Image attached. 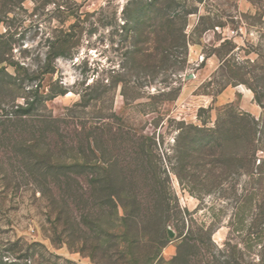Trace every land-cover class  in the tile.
<instances>
[{"label":"rangeland","instance_id":"1","mask_svg":"<svg viewBox=\"0 0 264 264\" xmlns=\"http://www.w3.org/2000/svg\"><path fill=\"white\" fill-rule=\"evenodd\" d=\"M127 1L0 0V264H94L63 224L54 234L49 191L41 184L47 173L32 167L24 140L15 141L23 133L44 142L53 118L70 123H61L63 144L74 127L80 136L90 129L105 159L144 162L169 202L165 226L174 235L161 249L163 260L173 258L190 232L201 241V253L220 264H264V218L257 216L264 173L241 172L248 143L239 150L234 141L226 144V155L237 160L214 170L222 180L212 184L208 148L198 149L204 137L192 134L196 146L179 137L189 136V127L235 136L255 119L264 149V71L257 63H264V0H173L161 11L154 6L141 17L156 16L157 23L162 13L179 12L187 16L185 36L175 31L171 40L155 44L148 34L152 23H146L140 36L146 41L136 47L124 23L138 9L133 3L144 6L146 0L131 1L125 12ZM143 48L165 49L167 58L150 65ZM37 85L29 122L7 121L14 104H23V91ZM36 118L46 122L39 125ZM187 146L189 156L179 154ZM245 157V167H252Z\"/></svg>","mask_w":264,"mask_h":264},{"label":"trees","instance_id":"2","mask_svg":"<svg viewBox=\"0 0 264 264\" xmlns=\"http://www.w3.org/2000/svg\"><path fill=\"white\" fill-rule=\"evenodd\" d=\"M131 1L134 0L127 1L123 11H128V5L130 3L132 5ZM169 2L174 1L146 0L144 6L141 2L133 3L138 9L129 12L124 25H127L133 34L135 47L137 43L146 41L140 39L146 28L150 27V25L147 27L146 23H152L148 34L152 33L150 40L155 44H160L167 38L171 40L177 31L182 37L185 36L187 16L183 17L179 12L162 13L157 23L153 20L156 16L152 18L149 14L141 17L144 10L152 12L153 8L161 5L159 10L161 11L162 5L164 7V4ZM177 22H180V26L176 28ZM196 29L198 26L194 30ZM166 54L165 49L155 53L147 48L141 51L142 59L150 65H156L159 60L167 58ZM218 57L220 58L219 55ZM257 63L259 69L264 71V63L260 64L258 61ZM37 87L38 85L28 92L23 91L25 94L23 104H14L16 109L14 117L7 118V121L24 125L29 122L27 113L38 93ZM255 97L258 100L256 91ZM36 122L41 125L46 121L36 118ZM62 122L70 124L61 118L49 121L50 126L45 128L47 138L44 142H39L34 135L25 136L23 133L18 134L15 139L16 142L24 140L25 152L33 154L32 167L47 173L48 177L41 184L49 191L48 215L54 234H57V227L63 224V231L67 232L69 240L76 242L79 251L89 256L94 264H220L212 254L201 253V241L190 232L180 238L173 258L163 260L161 249L170 240L165 226L169 220L167 215L169 202L164 194H161L162 191L154 186L156 182L153 178L148 177L144 162L130 159L119 163L118 160L114 162L110 158L105 159V150L100 147L96 135L90 129H85L86 132L80 136L78 129L74 127L69 142L63 144L60 128ZM105 124L103 127H109L108 123ZM257 126V121L251 119L248 126L241 128L235 136H226L217 128L189 127L187 132L189 136L180 134L179 137H183V141L193 142V146L198 143L194 141L192 134L197 138L204 137L205 142L199 145L198 149L201 150L203 146L206 150L208 148L207 153L203 150L208 156L206 161L209 164L208 174L212 178V184H219L222 177L213 171L218 172L222 166L224 169L228 168L229 163L235 164L237 160L233 155H226L229 152L227 150L229 147L226 146L229 145V141H234L237 150L241 149L240 145L243 142L248 143L242 161L238 160L241 172L252 173L257 177L264 173V157L258 161L256 159L257 151L264 150L260 149L255 137L258 132ZM26 133L28 131L24 134ZM187 152L189 147L186 150H179V154L183 153L185 157L189 156ZM247 154L249 159L247 163L252 167H245L243 163ZM260 192L261 201L259 200L257 206V216L264 218V188H261ZM151 233L155 236L144 240L143 237ZM233 250L235 252V248ZM234 256L237 257L233 253Z\"/></svg>","mask_w":264,"mask_h":264},{"label":"water","instance_id":"3","mask_svg":"<svg viewBox=\"0 0 264 264\" xmlns=\"http://www.w3.org/2000/svg\"><path fill=\"white\" fill-rule=\"evenodd\" d=\"M168 235L170 236V237H173V231L170 229V228H168Z\"/></svg>","mask_w":264,"mask_h":264}]
</instances>
